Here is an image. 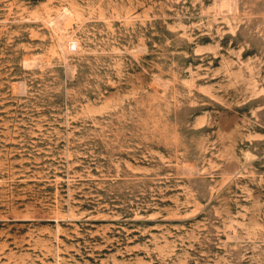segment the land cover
I'll list each match as a JSON object with an SVG mask.
<instances>
[{"label":"rangeland","instance_id":"374dc122","mask_svg":"<svg viewBox=\"0 0 264 264\" xmlns=\"http://www.w3.org/2000/svg\"><path fill=\"white\" fill-rule=\"evenodd\" d=\"M0 264H264V0H0Z\"/></svg>","mask_w":264,"mask_h":264},{"label":"bare ground","instance_id":"6f19581e","mask_svg":"<svg viewBox=\"0 0 264 264\" xmlns=\"http://www.w3.org/2000/svg\"><path fill=\"white\" fill-rule=\"evenodd\" d=\"M61 21V20H60ZM59 23V22H58ZM57 23V24H58ZM68 49H69V51H71V50H75V49H77V45L75 44V43H69V45H68Z\"/></svg>","mask_w":264,"mask_h":264}]
</instances>
